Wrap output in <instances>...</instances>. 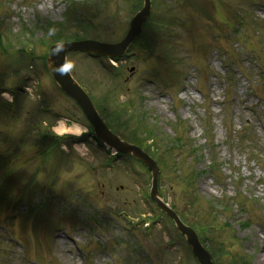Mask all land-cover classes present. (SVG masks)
Instances as JSON below:
<instances>
[{"label":"rangeland","instance_id":"1","mask_svg":"<svg viewBox=\"0 0 264 264\" xmlns=\"http://www.w3.org/2000/svg\"><path fill=\"white\" fill-rule=\"evenodd\" d=\"M67 1L0 0L1 30L8 38L24 22L62 20ZM139 1L80 2L63 23L75 21L67 33L85 35L74 20L80 17L92 22L90 36L117 42ZM153 1L150 25L115 69L110 57L76 52L67 57L71 71L102 99V110L119 116L115 126L124 136L142 134L131 127L152 129L151 140L139 141L160 158L165 198L203 229L216 263L264 264V0ZM31 36V66H20L15 52L0 53V86L27 85L15 88L14 104L7 103L13 89L0 92V264H197L185 238L168 243L179 231L166 217L143 223L125 214L158 211L148 199L151 173L140 162L125 156L103 164L110 156L91 137L79 148L68 140L51 157L40 150L36 117L86 125L46 68L42 32ZM46 103L84 125L56 121L40 111ZM242 127L249 138L232 135ZM128 220L138 222L134 229Z\"/></svg>","mask_w":264,"mask_h":264},{"label":"water","instance_id":"2","mask_svg":"<svg viewBox=\"0 0 264 264\" xmlns=\"http://www.w3.org/2000/svg\"><path fill=\"white\" fill-rule=\"evenodd\" d=\"M145 1L146 3L144 8L135 15L126 37L121 42L113 44L88 39L57 44L50 49L49 69L63 90L76 99L82 106L84 112L93 123L97 136L102 141L114 147L117 151L131 153L133 156L143 160L149 166L153 172L152 198L155 199V201L163 210H165L171 217L174 218L178 229L187 236V239L191 244L200 264H214L210 253L203 247L197 233L191 227L185 225L177 213L162 200L158 190L160 168L158 167L157 162L138 146L120 139L107 127L103 118L99 115L98 111L94 107L88 94L71 75L66 62V54L69 51H86L104 55H120L124 53L128 46L142 31L143 24L150 13L151 0ZM58 46H63L65 50L60 52L58 55H53L52 51L54 47Z\"/></svg>","mask_w":264,"mask_h":264},{"label":"trees","instance_id":"3","mask_svg":"<svg viewBox=\"0 0 264 264\" xmlns=\"http://www.w3.org/2000/svg\"><path fill=\"white\" fill-rule=\"evenodd\" d=\"M76 19H77V22H76L77 23V28L83 29L81 31V33H84L85 35H79V34H77V32H73L72 34H68L67 32L65 33V32L62 31V32L59 33L57 30L60 29V28H63V30H66L67 29V25L62 24V23H56L54 25L53 24H50V27H48L46 29V33H47L46 40H44L42 42L44 44L45 43H54V42L63 41V40H74V39H80V38L86 37V33L88 34L89 31H90V27H91L90 22L89 21H86V20L79 19V18H76ZM50 31H54L55 32V34H56L55 37H52V38L49 37L48 34H49ZM2 38H3L2 37V34H0V40ZM118 117L119 116H117L116 114L114 115L112 112L109 113L108 120H109L110 124L111 125H114L115 122L118 120ZM242 129L245 131V133L248 131L247 130V127H242ZM144 131H146V130H144ZM239 131H240L239 133H242L241 130H239ZM131 132H134V130H132ZM129 135H131V134H129ZM245 136L247 138H249L247 134H245ZM175 141H176L175 144L181 145L183 143V144L186 145V142H184L183 140H180V138H177V140H175ZM173 147H174V145H173ZM172 153L174 154L175 151L174 152L172 151ZM239 257H240V255L238 257H236V258H233V259L234 260H237ZM237 263H241L239 259L236 262V264Z\"/></svg>","mask_w":264,"mask_h":264},{"label":"clouds","instance_id":"4","mask_svg":"<svg viewBox=\"0 0 264 264\" xmlns=\"http://www.w3.org/2000/svg\"><path fill=\"white\" fill-rule=\"evenodd\" d=\"M49 37L52 38V37H55V32L54 31H50L49 32ZM59 44V42H57ZM64 47L63 46H58V47H54L53 51H52V54L53 55H58L60 52L64 51ZM62 74V73H61Z\"/></svg>","mask_w":264,"mask_h":264},{"label":"bare ground","instance_id":"5","mask_svg":"<svg viewBox=\"0 0 264 264\" xmlns=\"http://www.w3.org/2000/svg\"><path fill=\"white\" fill-rule=\"evenodd\" d=\"M64 127H58L57 128V130L59 131V132H61V130L62 131H64ZM70 130V132H73V133H79L80 131H81V128H76L75 130L74 129H69Z\"/></svg>","mask_w":264,"mask_h":264}]
</instances>
